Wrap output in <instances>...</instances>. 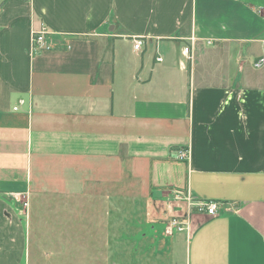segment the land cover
I'll return each mask as SVG.
<instances>
[{
    "label": "crops",
    "instance_id": "crops-1",
    "mask_svg": "<svg viewBox=\"0 0 264 264\" xmlns=\"http://www.w3.org/2000/svg\"><path fill=\"white\" fill-rule=\"evenodd\" d=\"M262 59L264 0H0V264L24 199L113 187L188 226L186 264H264Z\"/></svg>",
    "mask_w": 264,
    "mask_h": 264
},
{
    "label": "rangeland",
    "instance_id": "rangeland-1",
    "mask_svg": "<svg viewBox=\"0 0 264 264\" xmlns=\"http://www.w3.org/2000/svg\"><path fill=\"white\" fill-rule=\"evenodd\" d=\"M22 205L25 264L187 263L188 226L179 231L150 221L144 201L127 189L97 188L80 199L27 198Z\"/></svg>",
    "mask_w": 264,
    "mask_h": 264
},
{
    "label": "built area",
    "instance_id": "built-area-1",
    "mask_svg": "<svg viewBox=\"0 0 264 264\" xmlns=\"http://www.w3.org/2000/svg\"><path fill=\"white\" fill-rule=\"evenodd\" d=\"M47 34H48V32L46 31L45 28H42L38 32H34V34H33V45H34L35 51H43V50L48 49V46L46 44ZM143 44H144V42L142 39H136L134 48L136 50H140L141 47L143 46ZM188 52H189V49L185 48L184 53H188ZM158 61L161 62L162 59L159 58ZM263 63H264V59H262L259 63H257L256 67L260 68ZM178 158L180 160H187L189 158L188 150H181L179 152ZM24 205L29 206V204L27 202H25ZM200 207L202 208L203 211H205L211 217L218 216L221 212L220 204L217 202L203 203ZM172 226H174V228H177L179 231H183L185 228V227H181L182 224L180 222H177V221H173Z\"/></svg>",
    "mask_w": 264,
    "mask_h": 264
}]
</instances>
